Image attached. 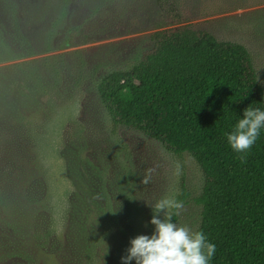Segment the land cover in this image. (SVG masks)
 <instances>
[{
    "label": "trees",
    "instance_id": "16d2710c",
    "mask_svg": "<svg viewBox=\"0 0 264 264\" xmlns=\"http://www.w3.org/2000/svg\"><path fill=\"white\" fill-rule=\"evenodd\" d=\"M74 1L0 0V35L9 43L23 26L46 23L43 43L49 45L66 27ZM155 2L166 20L182 19L178 0ZM77 31L76 24L67 27V43ZM151 40L131 68L101 77L102 101L116 123L168 150L189 152L201 166L197 231L216 245L209 264H264V128L248 152L237 153L227 142L245 108L264 110V88L249 50L191 25L157 30ZM42 65L36 72L21 71L26 84L33 83V94L42 85L53 87L62 71L54 62ZM12 80L0 75V261L35 264L41 254L52 253L63 264H91L107 247L101 244L107 224L127 227L128 216H108L110 207L83 190L81 198L71 194L65 233H57L27 118L36 108L22 101L21 85L14 87ZM13 89L18 98L9 96Z\"/></svg>",
    "mask_w": 264,
    "mask_h": 264
},
{
    "label": "rangeland",
    "instance_id": "374dc122",
    "mask_svg": "<svg viewBox=\"0 0 264 264\" xmlns=\"http://www.w3.org/2000/svg\"><path fill=\"white\" fill-rule=\"evenodd\" d=\"M178 3L182 19L171 22L162 17L155 0H75L66 27L49 45L43 43L46 23L23 26L21 36L9 43L0 35V75L11 77L14 87L21 85L22 101L36 108L27 118L57 233L61 237L65 233L71 194L81 198L83 190L110 207L108 216H128L127 227L107 224L108 236L103 234L101 243L107 247L98 251V259L90 260L91 264H122L130 239L154 231L149 203L162 198L182 201L178 215L172 210L173 221L197 231L202 212L197 197L205 181L201 166L189 152L168 150L146 133L116 123L97 90L101 77L131 68L152 45L155 31L191 25L221 40L243 44L264 88V0ZM75 24L78 31L67 43L65 30ZM47 62L59 64L62 71L54 88L42 85L33 94V83L26 84L21 71L36 72ZM16 91L9 96L18 98ZM149 174V183L142 184V177ZM39 258L35 264H63L56 254ZM12 262L0 264H17Z\"/></svg>",
    "mask_w": 264,
    "mask_h": 264
},
{
    "label": "clouds",
    "instance_id": "9594fccd",
    "mask_svg": "<svg viewBox=\"0 0 264 264\" xmlns=\"http://www.w3.org/2000/svg\"><path fill=\"white\" fill-rule=\"evenodd\" d=\"M264 128V110L247 107L232 132L227 134V142L237 153L251 150ZM154 169L149 170V173ZM150 174L142 177L141 183L148 184ZM153 215L150 223L154 231L138 234L130 239L122 264H209L216 252V245L207 241L202 231H192L188 226L173 221V211L182 210V201L162 198L150 204Z\"/></svg>",
    "mask_w": 264,
    "mask_h": 264
}]
</instances>
